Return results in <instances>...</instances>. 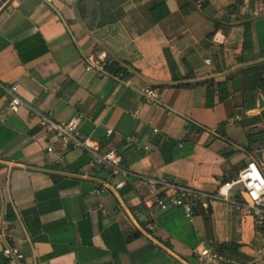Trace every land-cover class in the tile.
<instances>
[{
  "label": "crops",
  "instance_id": "obj_1",
  "mask_svg": "<svg viewBox=\"0 0 264 264\" xmlns=\"http://www.w3.org/2000/svg\"><path fill=\"white\" fill-rule=\"evenodd\" d=\"M82 2L0 0V221L11 222L0 237V264L5 245L17 246L28 264H200L193 251L201 242L250 261L257 229L252 218L242 220L234 190L228 202L197 206L191 220L156 205L150 219L144 202L153 185L163 199L175 196L163 185L218 195L251 160L264 174V121H252L264 111V0H124L119 21L103 26L107 14L81 19ZM161 2L168 15L151 26L147 8ZM99 52L123 80L86 71ZM13 85L23 105L11 114ZM146 87L162 94L161 108L144 102ZM44 116L79 119V140L115 150L119 172L92 168L83 149H64L40 127ZM48 146L62 154L60 164Z\"/></svg>",
  "mask_w": 264,
  "mask_h": 264
},
{
  "label": "built area",
  "instance_id": "obj_2",
  "mask_svg": "<svg viewBox=\"0 0 264 264\" xmlns=\"http://www.w3.org/2000/svg\"><path fill=\"white\" fill-rule=\"evenodd\" d=\"M51 2L52 0H43ZM66 3L74 4L79 0H64ZM110 64L108 55L105 52L94 53L86 59V71H97L98 76L108 81L120 82L123 80V73L111 74L106 70V65ZM131 86L130 82L126 83ZM18 85L10 88L11 99L7 105V111L11 114L17 113L23 103L16 95ZM144 102L156 108L163 106V96L159 91L152 87H146L140 90ZM40 127L45 133L52 134L64 149L80 148L91 155L90 166L92 168L107 169L112 175H116L120 170L121 158L115 150L106 153L100 152V146L91 140H79L80 121L73 118L64 123H55L49 116L41 117ZM107 131V135H111ZM159 134L158 130H154ZM135 140L127 138V143H133ZM46 153L55 157V163L60 164L63 160L61 153H56L52 146L46 148ZM5 163L0 159V171L3 170ZM163 191L174 192L175 196L168 199L159 197L158 188L153 185L150 190V199L144 202V208L150 219H154L149 211L156 205L159 209L166 210L169 207L180 208L187 219L191 220L195 215L196 207L201 206L207 209L210 202L223 201L228 202L229 194L235 191L239 199L235 200L234 205L240 212L242 220L252 218L256 236L252 246V259L248 262H236L228 257L221 255L215 248L205 242L193 251V256L200 264H264V174L259 165L251 160L241 169L237 177L223 184L218 195L206 193L201 190L191 188H181L174 185H163ZM11 228V222L8 220L0 221V237L6 238ZM2 256L6 264H28L25 256L15 245H5L2 249Z\"/></svg>",
  "mask_w": 264,
  "mask_h": 264
},
{
  "label": "trees",
  "instance_id": "obj_3",
  "mask_svg": "<svg viewBox=\"0 0 264 264\" xmlns=\"http://www.w3.org/2000/svg\"><path fill=\"white\" fill-rule=\"evenodd\" d=\"M123 2L124 0H83L78 11H79V15L81 16V19L84 21L88 19V16L89 18L93 19L92 17L96 16L98 13H101L102 16H104V14H107L106 18L105 17L102 18V22L99 25V26H103L106 24H113L119 21V18L121 15L119 14L118 11H116L117 10L116 8ZM147 13H148L149 24L152 26V25L158 24L164 18H166L168 15V10L166 8L165 3L161 2L158 4L149 5L147 8ZM87 23H88V20H87ZM87 27L90 29V28H93L94 26H90L87 24ZM244 39H245L244 45L247 46L249 39H250L248 32L245 34ZM165 58L169 66V69L173 75V78L176 80V67H175V64L171 56L169 55L167 51H165ZM106 70L113 74H118L122 71V69L119 68L116 64H111V63L106 65ZM204 85L206 86V90H207V107L212 108L214 106L213 93H214L215 84L213 81H208ZM217 87L220 90V97L218 99V102L221 103L226 99V95L224 94V89L222 85H219ZM259 87L264 92V79L263 78H259ZM252 121L253 122L264 121V111L261 114L260 118H257ZM223 129H224V124L219 125L218 132L219 133L221 132L223 134L222 132Z\"/></svg>",
  "mask_w": 264,
  "mask_h": 264
},
{
  "label": "water",
  "instance_id": "obj_4",
  "mask_svg": "<svg viewBox=\"0 0 264 264\" xmlns=\"http://www.w3.org/2000/svg\"><path fill=\"white\" fill-rule=\"evenodd\" d=\"M260 107H263V103H262V101H260ZM257 157H258V159H262V154L261 153H258V155H257ZM170 209V207L169 208H167L166 210H162L161 212H166V211H168Z\"/></svg>",
  "mask_w": 264,
  "mask_h": 264
}]
</instances>
